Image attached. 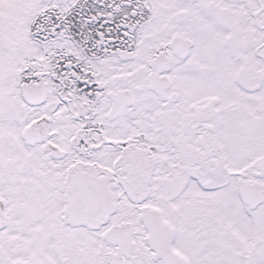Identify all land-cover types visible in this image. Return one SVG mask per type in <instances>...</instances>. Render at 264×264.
I'll list each match as a JSON object with an SVG mask.
<instances>
[{
	"label": "snow or ice",
	"instance_id": "1",
	"mask_svg": "<svg viewBox=\"0 0 264 264\" xmlns=\"http://www.w3.org/2000/svg\"><path fill=\"white\" fill-rule=\"evenodd\" d=\"M0 264H264V0H0Z\"/></svg>",
	"mask_w": 264,
	"mask_h": 264
}]
</instances>
